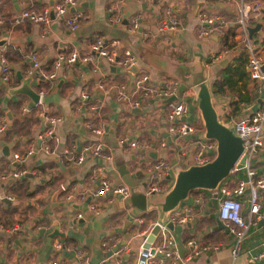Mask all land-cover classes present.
<instances>
[{
  "label": "crops",
  "instance_id": "crops-1",
  "mask_svg": "<svg viewBox=\"0 0 264 264\" xmlns=\"http://www.w3.org/2000/svg\"><path fill=\"white\" fill-rule=\"evenodd\" d=\"M59 1L0 2V52L10 68L4 80L0 65V118L7 119L6 128L0 132V264H133L144 236L131 237V232L148 228L154 220L166 219L173 209L186 207L191 208L190 219L175 223L172 230L177 261L183 258L186 264H264V257L252 258L264 249V221L259 222L264 218V190L260 191V216L255 215L251 221L247 220L248 188L238 196L248 225L238 245L235 235L218 216L221 192L217 204L212 201L219 186H233L245 178L246 168L231 170L215 190H191L166 215L142 200L147 196L145 186L154 176L152 172L149 177L148 172L155 158L168 161L163 176L166 191L177 171L191 165L182 156L185 145L195 135L199 137L198 132L204 137L201 112L196 103L187 102L194 98L190 80L208 73L211 99L224 123L250 115L264 100V83L258 89L250 76L247 87L241 89L248 100L240 98L237 88H213L224 68L236 65L238 51L247 55L235 22L236 4L227 0H163L178 25L176 29H160L163 10L154 0H84L76 6L81 12L79 24L71 29L52 11ZM30 5L38 10L47 8L49 23L20 17L21 10ZM202 11L217 21L223 18L225 23L207 36L200 35V28L208 26L198 17ZM71 12L69 8L63 17ZM259 19L251 20L250 26ZM232 26L234 44L226 48L222 36ZM251 36L258 43L264 66V19ZM99 37L117 41L110 46L116 57H123L129 49L136 60L122 65L97 55L91 45ZM74 49L79 59L71 64L66 58ZM89 54L97 67L80 59ZM33 56L39 66L28 73ZM244 68L248 73L246 60ZM49 73L54 76L47 77ZM142 74H148L149 87L162 88L165 80L176 82L175 96L186 100L184 118L195 122V132L175 140L176 134L168 130V97L143 95L135 90V81ZM24 78H29V87L39 94L37 102L21 88ZM98 81L103 82V88L98 87ZM241 83L238 80L237 84ZM120 86L139 98L140 104L130 107L118 101L116 92ZM80 92H85L87 98L79 99ZM90 104H99L100 109L90 110ZM45 114L58 117L53 127L57 140L46 133L49 122ZM92 125H102L103 131L96 134ZM123 137L126 141L122 142ZM133 139L148 142L149 147L131 146ZM93 141L102 143L104 155L86 152L84 160L74 164L73 156ZM65 150L71 152L67 154ZM15 152L24 155V160L16 161ZM250 164L257 173H264V144ZM24 168L27 171L20 177L12 176V170ZM103 176L140 190H130L128 196L110 191L96 196L94 190ZM60 183L66 186L65 191L59 188ZM70 192L71 198L66 199L65 194ZM198 195L203 201H196ZM137 209L143 211L142 224L135 217ZM54 222L62 235L49 236ZM189 240L196 243L195 247L188 244ZM179 246L185 248L183 257L179 256ZM236 247L238 251L234 253ZM197 248L199 252L193 253Z\"/></svg>",
  "mask_w": 264,
  "mask_h": 264
},
{
  "label": "built area",
  "instance_id": "built-area-1",
  "mask_svg": "<svg viewBox=\"0 0 264 264\" xmlns=\"http://www.w3.org/2000/svg\"><path fill=\"white\" fill-rule=\"evenodd\" d=\"M84 0H60L55 4L52 10L57 16L64 19V23L71 29H74L79 24V19L81 17V12L76 9V6ZM156 4L163 10V17L160 21L159 28L166 29L172 28L176 29L178 21L174 18L173 12L170 7L163 4V0H154ZM229 2H234L236 4V24L239 30L240 41L242 46L247 52L246 68L251 79L256 81L258 89L260 84L264 83V69L263 61L258 53V43L254 40L249 33L250 21H257L262 14V9L264 8V0H227ZM1 2V0H0ZM72 12L67 16L63 17L64 13L69 9ZM20 17L27 18L34 22H42L48 24L50 18V13L47 8L42 10L36 9L34 6H27L23 8L20 12ZM199 19L208 24L200 28L199 34L202 36H207L211 33L213 29H220L225 23L223 18L219 21L212 16H208L205 12L198 13ZM2 22L0 18V23ZM133 26H136V19L133 21ZM117 44L116 40L107 41L106 39L99 37L91 45V49L97 55H100L107 59L111 63L118 62L122 65H127L130 62H134L136 59L129 49H126L123 57L118 58L111 51L110 46H115ZM79 53L77 50H73L68 56V63H73L79 59ZM84 62H92V55L80 56ZM32 67L28 69V73H32L35 69L34 67L39 66L38 61L33 56ZM93 63V62H92ZM0 65H1V75L4 80L7 79L10 68L7 64L5 56L0 52ZM57 65V64H56ZM94 67L95 65L93 63ZM37 69V68H36ZM54 73L47 74V77H53ZM148 82V74H142L135 81V90L142 93L143 95L154 94L155 96H172L177 94V85L175 81L165 80L162 88L149 87L146 86ZM98 87L103 88V82L98 81ZM87 94L85 92H80L79 99H86ZM116 99L122 103L129 105L130 107H136L140 104V99L134 97L124 90L122 86L118 88L116 92ZM167 111L166 117L168 120V130L176 134L175 140L180 141L181 136L187 133H192L196 131L195 122L187 121L184 117L187 111V102L183 97L176 98L175 100H170L166 103ZM90 110L98 111L100 109L99 104L88 105ZM48 120L49 126L47 127L46 133L48 136L57 140L54 134V123L57 121V116L44 115ZM234 129L237 134L242 138L243 149L240 157H245V163L243 165L246 168V177L240 178L236 181L233 186H219V190L213 193L217 194L221 192L223 196L220 197L218 202V216L220 220L225 224L229 231H231L236 237V244L242 241L247 229V223L242 214V201L238 197L244 193V190L248 188V216L247 220L251 221L255 215L260 216V191L264 190V173H257L250 164V159L254 154L261 148L264 144V100L261 105L255 109L250 115L246 117L238 118L233 121ZM7 126L6 117L0 118V132H2ZM92 131L96 134H100L103 129L100 126H91ZM121 141H126V138H121ZM131 146H138L139 148L146 149L149 147L148 142L138 143L134 139L129 142ZM164 143H162L163 145ZM49 147L45 146V150L48 151ZM69 154L70 150H65ZM90 153L93 155H104L103 146L100 141H93L85 144L82 149L73 156L74 164H79L84 160L85 153ZM27 153H31L28 150ZM185 156V162L187 164H203L211 160L216 154V141L214 139L197 137L196 135L185 145V150L182 152ZM13 157L16 161H23L24 155L15 152ZM190 159V161H188ZM168 161L163 157H156L150 170L153 172V179L150 180L144 189L145 194H159L165 191L166 183L163 180L164 174L168 169ZM240 168L233 167V170H238ZM27 170L24 169H14L11 174L14 177H20L22 173ZM59 188L63 191L66 190L64 184H59ZM107 191L112 193H121L124 196H128L130 193V187L123 183L117 184L105 176L100 179L99 185L95 188L94 192L96 196L104 195ZM72 196L71 192L66 193V199H70ZM197 202L203 201V197L198 195L196 197ZM97 209V207H94ZM143 213V212H142ZM80 215V214H78ZM192 213L191 208H179L170 211L166 219L154 220L148 228H142L131 232V237L141 234L145 236L155 225H158V230L155 233V238L151 242L150 246L145 248L142 244L139 245L137 259L133 264H178L177 261V250L175 248V238L172 229L169 228L168 223H183L190 219ZM137 221L142 224L144 222V217L141 213L137 212L135 216ZM143 238V240H144ZM188 244L191 247H195L196 243L193 240H189ZM153 248V251L150 249ZM234 253H237V247L233 249ZM127 252V251H125ZM199 249H194L193 253H198ZM191 257V254L190 256ZM264 257V249L256 252L252 258L259 259ZM182 264L185 263V259L181 258ZM56 262L53 261L52 264Z\"/></svg>",
  "mask_w": 264,
  "mask_h": 264
},
{
  "label": "water",
  "instance_id": "water-1",
  "mask_svg": "<svg viewBox=\"0 0 264 264\" xmlns=\"http://www.w3.org/2000/svg\"><path fill=\"white\" fill-rule=\"evenodd\" d=\"M263 19L264 8L262 9L259 21L253 27L249 26L250 34L261 26V20ZM207 74H203V76H199L195 80H190V83L193 85L194 98H188L187 102H194L197 104L204 123V137L214 139L216 141V154L206 163L191 164L186 168L179 169L172 186L168 190L159 194H153V196L149 194L145 196V198H142V200L144 199L146 206L157 208L163 215H166L168 211L176 207L187 197L189 192L195 188L215 190L219 183L228 177L235 165L236 167L242 169L245 163V157H240L243 149L242 138L235 131L233 122L224 123L218 118L217 110L211 99L212 91L207 79ZM29 86V78H24L21 88L25 89L28 94L32 96V100L34 102H37L39 94L34 92ZM175 99L176 96L172 95L168 97L167 101ZM137 173L138 172L135 174ZM151 174L152 171L150 170V172H148V176L150 177ZM212 201L215 205L217 204V194H214ZM136 211L138 212L139 209ZM262 221H264V218L259 220V222ZM52 226L53 228L52 231L49 232V236H53L55 234L62 235L58 232L56 222L52 223ZM168 226L173 230L174 224L169 222ZM157 230L158 225H155L145 236L143 240V246L145 248L150 246L151 242L155 238ZM43 232L44 228L40 229V233L42 234ZM150 251H153V248H151ZM179 252V256L183 257L185 254V248L179 246ZM178 264H182L181 259L178 260Z\"/></svg>",
  "mask_w": 264,
  "mask_h": 264
},
{
  "label": "trees",
  "instance_id": "trees-1",
  "mask_svg": "<svg viewBox=\"0 0 264 264\" xmlns=\"http://www.w3.org/2000/svg\"><path fill=\"white\" fill-rule=\"evenodd\" d=\"M233 29L234 26L228 27L225 34L222 36V42L224 43V46L226 48H232V45L234 44V41L232 39L233 35ZM238 59L236 60V65H228L224 68V71H222V75L220 77H217L216 80L213 83V88L215 91H220L225 86L231 88H237V92L241 95L240 98L244 100H248L249 96H242L241 89L246 88L248 85V73L246 72L244 68V62L247 59V55L242 54L238 51ZM236 74V78L233 77V75ZM238 80H241V84H237ZM232 89V88H231ZM197 190H206V188H196ZM195 189V190H196Z\"/></svg>",
  "mask_w": 264,
  "mask_h": 264
},
{
  "label": "rangeland",
  "instance_id": "rangeland-1",
  "mask_svg": "<svg viewBox=\"0 0 264 264\" xmlns=\"http://www.w3.org/2000/svg\"><path fill=\"white\" fill-rule=\"evenodd\" d=\"M198 136L199 137H201V132H198ZM188 161H190V159L188 160ZM130 190L132 191V190H140L139 189V187H133L132 189L130 188ZM127 208L130 210V211H132L133 212V208H132V206H131V204L129 203V202H127ZM143 212V211H142ZM142 212H139V213H142Z\"/></svg>",
  "mask_w": 264,
  "mask_h": 264
}]
</instances>
